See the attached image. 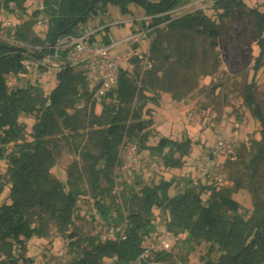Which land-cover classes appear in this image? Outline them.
Listing matches in <instances>:
<instances>
[{
	"label": "trees",
	"instance_id": "trees-1",
	"mask_svg": "<svg viewBox=\"0 0 264 264\" xmlns=\"http://www.w3.org/2000/svg\"><path fill=\"white\" fill-rule=\"evenodd\" d=\"M11 2L22 8L27 0H3L6 8ZM182 2L183 0H45L50 22L46 45L53 44L60 36L75 34L81 24L88 22L93 11L104 12L109 4L119 6L123 15L131 12L129 6L132 4L143 8L146 17L151 19V24L146 25V20L135 23L140 24L144 30H152L149 33L153 37L149 46V59L153 61V65L145 72L140 88L135 80L124 74L120 75L118 85L109 93L111 101L104 103L100 115L94 112L96 103L89 100L83 72L70 66L57 74L58 85L50 93L46 103L39 107L32 104L30 109L23 108V111H29L30 114L38 112L40 116L33 127V142L21 145L19 154L9 157L7 174L12 184V203L0 206V264H33L34 258L17 254L23 249V241L44 237L47 221H53L61 230H67L73 223L82 193L74 185L66 190L65 185L50 172L56 165V156L47 146V137L56 133L68 131L78 134L80 130L88 129L87 138L90 139L92 151L78 152L88 163L86 172L94 194L95 209L110 226L111 210L101 201L99 180L102 176H108L116 166L126 136L133 137L135 132H144L142 140L148 139L153 120L152 116L147 120L143 119L142 113L147 102L151 100L158 105L160 92L170 94L175 101H182L196 89L198 77H207L219 67L215 51L222 35L221 28L201 11L172 17L171 12ZM227 3L234 4L240 10L247 9L239 0H228ZM246 11L257 22L256 28L261 36L260 62L264 58V14L252 9ZM35 15L39 16L40 12L37 11ZM161 25L164 27L160 28ZM31 26L32 24L19 28V36L25 42ZM106 44H110V41ZM46 45L41 52H31L0 44V65L5 67L6 73L19 72L22 70L23 53L29 52L42 58L50 52ZM258 91V86L252 82L245 86L243 97L251 116L260 124L261 140L252 141L249 148H241L237 152V159L228 158L224 165L233 183L230 193L246 190L251 195L252 212L247 220L238 215L242 206L229 193L220 195L216 204L225 207L232 215L223 213L217 217L214 208L204 205L200 192L196 193L194 187L181 196L169 198L168 191L172 183L162 182L144 194L141 206L138 210L131 211L129 218L121 217L116 221L119 223L115 225H128L129 237L126 241H99L92 244L75 264H100L115 254L122 263L128 264L142 252L144 238L156 229L152 208L170 203L180 216H185L187 211L191 213L193 219L185 227L191 230L189 236L200 230V237L211 243L208 256L218 250L221 252L218 261L208 258L204 264H264V100L258 98ZM18 92L23 93V90ZM146 92L152 97L147 96ZM81 95L88 96L90 102L86 121L79 112H68L74 108ZM146 113L151 112L147 109ZM5 114L11 121H15L17 111L13 107L7 108ZM19 127L15 122L6 142L19 138ZM157 147L161 150L173 149L185 156L189 153L191 141L187 139L185 142H178L163 137ZM68 173L69 181L77 184L80 177L77 163L72 164ZM75 237L73 234L69 236L71 245H75ZM198 244L200 243L197 242ZM192 249L190 247L189 251ZM170 257L171 254L165 253L159 259L172 264Z\"/></svg>",
	"mask_w": 264,
	"mask_h": 264
},
{
	"label": "rangeland",
	"instance_id": "rangeland-1",
	"mask_svg": "<svg viewBox=\"0 0 264 264\" xmlns=\"http://www.w3.org/2000/svg\"><path fill=\"white\" fill-rule=\"evenodd\" d=\"M36 1L27 0L22 8L11 2L6 8L3 0H0V44L24 48L31 52L42 51L48 41L50 22L45 26L38 25L42 12L39 11L40 15L34 16L39 5ZM239 1L247 9L240 10L234 4H226L228 0H183L177 7L174 18L201 11L221 28L222 35L215 51L219 67L207 77H198L196 89L182 101H175L170 94L160 92L158 105L151 100L147 102L142 116L146 120L152 116L153 120L148 139L142 140L144 132H135L133 137L126 136L121 146L122 148L123 145L136 143L140 158H143L141 165L125 169L119 162L108 176H102L99 180L101 201L111 210L110 218L108 217L112 219L110 225L119 223L116 221L121 217L129 218L130 212L138 210L141 206L144 194L162 182L172 183L168 191L169 198L181 196L186 190L194 187L196 193L200 192L204 205L214 208L217 217L223 213L232 215L225 207L216 204L220 195L229 193L242 206L238 215L243 216L244 220L250 217L252 201L249 192L240 190L230 193L233 183L224 166L230 154H214V148L223 139L229 142L233 140L234 153L239 152L241 148H249L252 141L261 140L260 124L251 116L244 101L243 91L247 84L255 82L259 89L257 96L264 100V58L258 61L261 54L259 45L261 36L256 28L257 22L246 11L252 9L264 14V0ZM132 9L133 12L123 15L119 6L109 4L104 12L93 11L86 27L95 29L100 21L103 23L109 21L104 23L107 24L118 18L135 17H139V21L146 20V25L151 24V19L146 17L143 8L133 4ZM44 17L49 20L48 12ZM30 24L31 31L28 28L25 42L20 38L18 31L19 28L28 27ZM163 27L164 25L160 26ZM135 31L145 30L136 23ZM119 33L120 30L117 29L116 37ZM121 38L120 35L118 39ZM98 39L101 40L100 37ZM152 39L151 35L147 37L146 42H127L124 38L111 50V55L134 51L143 53L147 59ZM148 60L149 63L146 65L142 61L135 62L136 78L143 80L145 72L152 68L153 61L149 58ZM76 70L83 72L84 68ZM12 72L6 73L5 67L0 65V153L3 154V158L0 159V206L12 203V184L7 174L10 167L9 157L13 154L18 155L21 145L33 142V127L40 116L38 112L30 114L29 111H23V108L30 109L32 104L39 107L46 103L50 93L58 85L57 74L60 71L45 69L29 78H21L16 89L8 93L5 79ZM18 90H23V93H19ZM88 94L90 98L81 95L77 98L74 108L68 110L70 114L79 112L85 121L86 114H89L90 102L93 101L89 91ZM146 95L152 97L148 92ZM110 101L108 99L106 104ZM11 107L17 111L15 121H11L5 114V110ZM103 108L104 105H96L95 114L100 115ZM147 109L151 113H146ZM15 122L20 126V136L16 140L6 142V138H10L9 133ZM87 130L82 129L78 134L63 131L47 137V146L56 156V165L51 169V174L65 185L66 190L74 185L82 194L75 209L73 223L67 230H61L53 221H47L44 237H33L23 241V249L17 254L34 258L33 264H75L79 256L84 255L92 244L100 241L105 227L108 226L103 216L95 209L94 194L86 172L88 163L79 154L87 150L92 151ZM163 137L178 142L189 139L191 141L189 153L181 156L180 152L173 149H159L157 146ZM151 159L157 161L156 167L147 161ZM199 161L204 162L208 171H202L198 165ZM73 163H77L79 167L80 177L77 184L69 181L68 172ZM152 213L154 224L159 228L165 226L168 217L171 219L168 229L174 236L175 244L172 257L169 258L172 264H204L208 258L218 261L221 252L218 250L208 256L211 243L200 237V230L189 236L191 230L185 227L193 219L189 211L186 212L188 217L180 216L170 203L154 206ZM72 234L76 236L75 245H71L69 238ZM197 242L200 244L197 245ZM190 247L193 249L189 251ZM60 252H64V255L60 256Z\"/></svg>",
	"mask_w": 264,
	"mask_h": 264
},
{
	"label": "built area",
	"instance_id": "built-area-1",
	"mask_svg": "<svg viewBox=\"0 0 264 264\" xmlns=\"http://www.w3.org/2000/svg\"><path fill=\"white\" fill-rule=\"evenodd\" d=\"M39 3L38 11L42 12L39 17L38 25L45 26L49 20L44 17L46 13L45 0L36 1ZM177 8L171 12L174 17L177 12ZM132 28L131 34L125 38L127 42L130 41H143L146 42L149 36L150 30L135 31V22H128ZM10 24V23H9ZM122 24V23H118ZM106 26H99V28L91 29L87 28L86 24H81L75 34L63 35L58 37L53 44L46 45V48L50 49V52L45 54L44 57L39 58L30 54L29 52L23 53V59L21 61L22 70L19 72H12L5 79V87L8 93H12L18 86V80L21 78H29L33 74H37L41 70H56L62 71L66 66H70L74 69L84 68L83 74L86 79L88 91L93 98L96 105H104L109 99V93L114 90L118 85L120 75H126L127 77L135 80L139 88L142 86V79L135 77V62L142 61L144 65L149 63V56L144 58V54L140 52H125L111 55L117 45L104 44L98 41L96 37L102 33ZM144 30V29H143ZM45 47H43L44 49ZM42 49V50H43ZM124 67V69H122ZM123 149V150H122ZM139 147L136 143H129L121 148L119 155V162L122 163L123 168L130 169L141 165L142 159L139 155ZM235 144L232 141L220 140L217 146L214 148V154L228 153V158L232 160L237 159V153H234ZM154 167L157 166V161L154 159L147 160ZM198 165L202 171H208L205 168L203 161H199ZM171 219L168 217L165 221V226L152 231L146 236L142 242V252L137 258L131 260L128 264H166L159 259L161 254H172L175 244L173 242L174 236L168 229V224ZM129 237L128 225L112 224L106 226L100 241L117 242L122 243ZM60 256L64 255V252L59 253ZM100 264H125L122 263L117 254L104 259Z\"/></svg>",
	"mask_w": 264,
	"mask_h": 264
},
{
	"label": "crops",
	"instance_id": "crops-1",
	"mask_svg": "<svg viewBox=\"0 0 264 264\" xmlns=\"http://www.w3.org/2000/svg\"><path fill=\"white\" fill-rule=\"evenodd\" d=\"M132 7H133V4L129 6V9L131 10V12H133ZM139 20H140L139 17L126 18V19L118 18L117 20H113V21H111V23H107V24H104V23L109 22V21H105L104 23H103V21L102 22L100 21L99 25L95 28H99V26H106L107 29H105L102 33H100L96 37V39L98 41L103 42L104 44H106V42L109 40L111 45H113V44L117 45V43L121 42L124 38L128 37L132 32V28L128 22H135V21H139ZM119 22H122V25H116V23L118 24ZM101 23H103V24H101ZM117 29L120 30V33L116 37V30ZM120 35L122 36V38L118 39V37ZM98 37H100L101 40H99Z\"/></svg>",
	"mask_w": 264,
	"mask_h": 264
}]
</instances>
